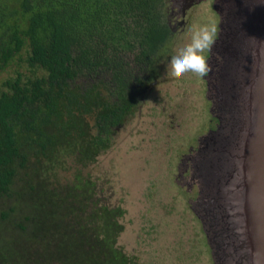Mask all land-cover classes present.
Masks as SVG:
<instances>
[{
    "label": "rangeland",
    "instance_id": "obj_1",
    "mask_svg": "<svg viewBox=\"0 0 264 264\" xmlns=\"http://www.w3.org/2000/svg\"><path fill=\"white\" fill-rule=\"evenodd\" d=\"M127 1L86 0L81 18L97 15L106 26L108 31L102 44H98L103 50L106 45L110 50V40L121 34L118 24L124 28L125 25L133 27L123 36L131 47L121 51L120 55L127 59L134 74L141 77L143 72L138 71L134 61L139 54L141 36L138 24L143 17L138 9L126 13ZM130 2L134 5L139 0ZM172 7L170 0H164L163 8H156L162 20ZM197 10L200 16L194 29L209 25L206 15L213 14L204 5ZM151 13L160 17L154 10ZM195 15L196 9L193 8L188 14L189 24ZM191 32L188 35L179 30L172 32L174 49L171 47L169 54L151 63L149 73L157 83L145 94L142 102L135 104L131 115L115 131L110 146L98 153L93 163L83 167L75 160L73 149L67 146L57 149L49 158H41L28 148L23 150L22 162L16 169L9 191L0 194L1 242L11 241L10 231L30 226L27 220L31 218L30 205L23 203L24 199L17 194L40 184L48 193L44 202L35 204L49 206L61 220L69 214L65 210L72 211L70 218L74 225L84 219L83 231L71 230L68 236L71 238L73 233L83 236L80 250L92 254L95 250L99 255L94 259L96 264L213 263L204 246L200 224L191 213L187 200L195 198L196 193L185 195L175 181L181 155L190 146L197 147L196 139L205 126L208 125L206 130L215 126L208 111L211 108L210 94L215 92L212 90L208 96L201 79L192 73H188L187 80L170 77V82L167 75L169 58L187 45L186 35ZM92 47L97 49L94 45ZM27 54L28 46H25L0 72V93L6 91L7 84L18 76L23 83L46 77L45 69L37 63L31 66ZM87 121L93 124L91 118ZM62 240L57 239L59 245ZM52 242L51 248L54 249L56 241ZM24 250L31 252L39 264L47 260V254L39 249ZM24 250L19 248L21 252ZM54 262L64 264L60 259Z\"/></svg>",
    "mask_w": 264,
    "mask_h": 264
},
{
    "label": "trees",
    "instance_id": "obj_2",
    "mask_svg": "<svg viewBox=\"0 0 264 264\" xmlns=\"http://www.w3.org/2000/svg\"><path fill=\"white\" fill-rule=\"evenodd\" d=\"M84 4L86 0H0V72L28 46L31 66L37 63L47 74L24 83L18 76L0 93V194L9 191L25 148L49 158L57 149L71 147L75 160L85 167L110 146L116 128L131 113L128 69L116 55L131 47L123 36L133 27L118 24L121 34L110 40V50L108 45L103 50L98 44L108 29L97 15L81 18ZM127 6L126 13L141 12V45L149 47L136 59L149 62L146 52L158 47L166 29L151 13L152 0L134 5L128 0ZM47 193L38 184L17 194L30 205V226L10 231V242L0 240V264H39L25 248L47 254L43 264H55L56 259L64 264H96L95 250L93 254L80 250L83 236H68L71 230L83 231L84 219L74 225L72 211L65 210L69 214L61 220L49 206L35 204L44 202ZM57 239H63L60 245Z\"/></svg>",
    "mask_w": 264,
    "mask_h": 264
},
{
    "label": "water",
    "instance_id": "obj_3",
    "mask_svg": "<svg viewBox=\"0 0 264 264\" xmlns=\"http://www.w3.org/2000/svg\"><path fill=\"white\" fill-rule=\"evenodd\" d=\"M214 6L223 26L206 78L218 123L200 140L197 171L207 176L193 209L201 208L204 228L220 242L215 264H264V0H215ZM246 8H252L247 18ZM225 58L220 83L214 65ZM211 214L218 224L212 231Z\"/></svg>",
    "mask_w": 264,
    "mask_h": 264
},
{
    "label": "flooded vegetation",
    "instance_id": "obj_4",
    "mask_svg": "<svg viewBox=\"0 0 264 264\" xmlns=\"http://www.w3.org/2000/svg\"><path fill=\"white\" fill-rule=\"evenodd\" d=\"M166 1L169 2V0H166ZM170 1L173 3V7H172L171 11H169V14L165 18V20L161 19L160 13H159L160 17H158L157 15H153V16H155V21L157 22V24L166 29V32H167L166 37L164 39H162V37L160 38L159 45H157L158 47L155 48L154 51L146 52V54L151 55V61L148 62L147 58H145V60L141 61V62L139 61V58L136 59V61H134V65L137 67L139 72L140 71L143 72L144 76L140 77L139 74H136V75L134 74V71H132L130 69V65H129L127 59L124 57L123 54L122 55L124 58L120 55V53L116 55L117 62H119L121 59H123L122 65L128 69L127 71H128V75L130 77V79L127 80L129 82L128 88H129V95H130V96L128 95V97L130 98V102L133 105L131 108V113H132L133 109L135 108V104H137V102H142L145 94L149 93L151 91V89L154 87V85L157 83V81L155 79H153L152 75L149 73L150 71H152L151 63H153L154 61L156 62L161 57L165 56L166 54H169V52H170L169 49L171 47L174 49L175 46H173V42L171 41L172 32H177L179 30L180 33L186 32L188 35V33L190 31L194 30V27L196 26V24H195L196 19L199 18V16H200L199 11L197 10V7L204 5L206 9L213 11V14L206 15V16L210 20V21H207L209 23V25L215 24L217 26V37H216V39L218 38V34L220 32V25L223 26V20L221 19V17L217 13L215 6H214L215 0H170ZM152 2L154 5L152 10H154L156 13H157L156 8L159 9V8H163V6H164V0H152ZM193 8L196 9V15L191 20V24H189L190 19H188V14L191 12V10ZM252 8H250L249 10L247 8L245 10H242L246 14V18L248 17V15L251 16V14L249 12ZM165 9L166 8L164 7V11H165ZM176 18H179V19L175 21ZM245 21H247V19H245ZM199 23H201V22H198L197 24H199ZM187 35H186V41L188 44L190 42L191 34L189 36H187ZM138 49H139V54H138V57H139L140 53L145 54V52L143 53L141 51L143 49L148 50L149 47L147 45L146 46L141 45V42H140V45H138ZM140 49H141V51H140ZM210 51H206V53L204 54V56L207 59V62H208L209 58L211 57ZM107 57L109 58L108 64L111 66L110 62H112L111 61L112 58L110 57V55H108ZM170 59L171 58H169V62H170ZM125 62L128 63V66H126ZM227 63L229 64V62L226 58L215 62L214 68H215V71H217V74L215 76V81L217 80L218 82L221 83V78H222L223 74L225 73L227 66H229ZM109 71L110 70L106 71V73H108ZM187 75H188V73L183 76L184 79H186V80L188 79ZM199 79H201V82L204 85L205 91L208 92L209 88H208L207 78L206 77H204V78L199 77ZM136 80H138L139 82L137 83ZM167 81H168V79H167ZM170 81H171V78L169 77V82ZM205 97H206V100L209 101L207 99V95H205ZM210 106L212 107V102H210ZM208 111H209L210 117H212L215 120V126H214V128H210V129L208 128V130H206L208 125L205 126L203 128V132L202 133L199 132V134H198L199 136L196 139L197 147L192 145L189 147V149L187 150L186 153L181 155L180 160H179L180 167L179 166L177 167V172L175 175V181L178 184V187L181 188V190L185 193V195L188 194L189 192L193 193L194 191L196 193L195 198H188L187 199L188 203H189V208H190L191 213L196 218L197 222L200 224L201 233H202L203 239H204V246L212 258V261H213L212 264H215V260H214L215 255H216L217 251L219 252V249L221 251L220 242L212 234V232H211V237H210L208 234L209 230L204 228L205 224L202 221L201 214H200L201 208H199L198 210L193 209V205H194L193 203L198 200L200 182L202 181V183H204L205 177L207 176L205 171H202V172L200 170L197 171V168L199 167L198 163L200 160V155H199L200 140L209 131L214 130L216 128L217 123H218L217 119L214 118L210 112L211 108H209ZM131 113H129L126 116V119L129 115H131ZM126 119L116 128V130L126 121ZM198 183H199V185H198ZM197 203L199 204V202H197ZM211 218H212V220H211ZM211 218H206V219L210 222V225L209 224L208 225L210 226L211 231H212L213 224L215 227H217L218 224L214 223L215 218H216L215 215L211 214ZM209 237L214 240V243H216L217 247L215 246V248H214L212 246V244L209 240Z\"/></svg>",
    "mask_w": 264,
    "mask_h": 264
},
{
    "label": "clouds",
    "instance_id": "obj_5",
    "mask_svg": "<svg viewBox=\"0 0 264 264\" xmlns=\"http://www.w3.org/2000/svg\"><path fill=\"white\" fill-rule=\"evenodd\" d=\"M217 26L205 24L191 33L190 42L180 49L178 54L173 55L167 66V75L179 80L187 73H192L204 78L212 71L203 55L210 51L216 43Z\"/></svg>",
    "mask_w": 264,
    "mask_h": 264
}]
</instances>
